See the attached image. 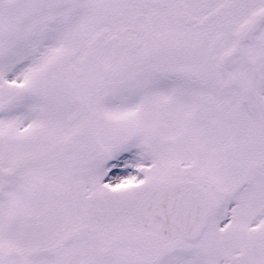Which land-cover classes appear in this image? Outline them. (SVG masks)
Listing matches in <instances>:
<instances>
[{
	"label": "snow or ice",
	"instance_id": "1",
	"mask_svg": "<svg viewBox=\"0 0 264 264\" xmlns=\"http://www.w3.org/2000/svg\"><path fill=\"white\" fill-rule=\"evenodd\" d=\"M0 264H264V0H0Z\"/></svg>",
	"mask_w": 264,
	"mask_h": 264
}]
</instances>
